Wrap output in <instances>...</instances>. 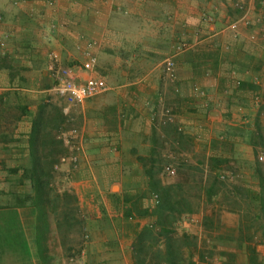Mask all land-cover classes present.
<instances>
[{"label":"crops","instance_id":"crops-1","mask_svg":"<svg viewBox=\"0 0 264 264\" xmlns=\"http://www.w3.org/2000/svg\"><path fill=\"white\" fill-rule=\"evenodd\" d=\"M254 2L47 0V102L64 106L50 90L52 61L73 66L78 81L99 77L109 85L71 108L60 132L61 138L72 133L81 147L67 191L88 233L87 264H133L134 232L144 223L134 213L124 217L123 198L146 188V166L138 158L176 157L180 141L193 145L195 135L206 131L204 118L231 124L221 112L225 95L240 89L239 81L264 89V24ZM0 16V212L11 213L10 221L36 253L35 208L4 207L9 191L31 193L28 181L13 180L21 169L16 177L9 170L26 162L31 120L45 102V0H0ZM230 22L235 32L227 29ZM177 45L186 48L174 53ZM171 54L175 80L163 70ZM92 57L95 64L88 67ZM135 178L140 191L130 187ZM48 215L47 237L54 228ZM247 255L244 250L241 264H248Z\"/></svg>","mask_w":264,"mask_h":264},{"label":"trees","instance_id":"trees-1","mask_svg":"<svg viewBox=\"0 0 264 264\" xmlns=\"http://www.w3.org/2000/svg\"><path fill=\"white\" fill-rule=\"evenodd\" d=\"M255 8L260 12L261 19L264 24V0H255ZM52 86V85H51ZM238 87L233 91L234 95L238 92L250 91L258 93L260 89L249 81H239ZM264 97V95H263ZM264 112V103L259 105L256 114L255 129L249 131L247 144L251 146L254 155L257 148L264 151V130L260 127V116ZM66 115L62 109L50 101L47 102V220L49 218L48 211H55L59 200H64L63 218H72V211L69 204L70 200L76 202L75 196L67 191L58 192L52 187L53 173L57 171L56 164L59 158L64 155L67 150L63 140L60 137L62 125L65 123ZM28 156L25 163L20 167L12 168L9 171L11 175L16 177L17 171L21 169V174L14 178V182L23 184L28 181L31 193L9 191L8 203L4 208L11 209L13 207L32 206L37 214V231H36V253L35 256L40 264H45V102L40 104L36 109L32 120L31 129L27 135ZM146 169L144 176L146 178V188L142 193L130 196L126 195L123 200L128 203L123 210L124 217L128 218L133 213L140 217H150L152 221L143 224L134 232L132 242V261L133 264H202L206 258L205 242L211 251H207L213 255L215 244L225 245L235 244V248H245L248 264H258L260 257L257 254L253 241L260 232V241L264 242V170L263 164L258 162L255 156L251 167L258 179L256 188L242 185L236 186L237 195L245 200L247 208L229 209L231 212H237L240 216L234 231L236 234L222 235L219 231L220 215L222 208L212 211V215H203L201 220L202 228L205 232H209L218 228L216 234L212 237L203 239L199 243L195 235L185 231L178 232L177 226L183 220V217L194 212L192 200L185 194L183 185L179 183L165 184L161 181L158 171L154 166V160L151 158H138ZM222 161L218 157L211 156L208 158V171L212 174V180L204 189V198L208 203L214 201L217 197L218 190L216 188L221 181V173L218 164ZM147 162H150L149 164ZM60 171V169H59ZM10 175V176H11ZM68 179H73V174L67 175ZM66 177V178H67ZM9 182V178L7 179ZM11 182V181H10ZM234 197L235 196H228ZM144 199L146 203L139 205V201ZM58 202V203H57ZM237 204V201H233ZM217 204H220L217 202ZM76 208V207H75ZM11 213L0 212V243L2 247L13 245L20 248L22 252L27 254L26 242L18 232L16 224L10 221ZM57 222V219H55ZM48 222V221H47ZM48 225V223H47ZM246 245H243L245 244ZM207 245V243H205ZM256 244V243H255ZM210 245V246H209ZM1 246V244H0ZM26 250V251H24ZM209 250V249H208ZM218 254L228 255L230 261L234 260L235 253L227 252L222 247L217 251ZM221 256V255H220ZM212 257V256H211ZM228 261V262H230ZM49 258L47 257V264Z\"/></svg>","mask_w":264,"mask_h":264},{"label":"rangeland","instance_id":"rangeland-1","mask_svg":"<svg viewBox=\"0 0 264 264\" xmlns=\"http://www.w3.org/2000/svg\"><path fill=\"white\" fill-rule=\"evenodd\" d=\"M253 36L255 35L253 34ZM262 45L264 46V41ZM248 49L252 50L250 44H248ZM198 93L200 96H198V100L200 101L202 97L200 92ZM263 95L264 89H260L258 93L242 91L238 92L237 95H234L233 92H228L224 97L226 108L222 109L221 116H224V112H226V115L233 119L231 120V124H223L216 120L204 118L200 123L203 122L201 129L205 128L206 131L198 132L195 135L197 139L195 144L191 145L189 142L182 140L178 143L179 155L176 157L151 158L154 160V166L156 171H158L161 181L165 184L179 183L183 185L185 194L192 200L194 212L183 217V220L177 226V231H185L195 235L199 243L203 242L204 238L207 239L209 237L208 233L213 237L218 231V228H215L214 230L205 232L202 228L201 220L205 214L212 215V211L218 210L220 205H222V208L219 211L220 225L218 232L222 235L236 234L234 229L240 215L237 212H231L229 209L241 208L245 210L247 206L245 200L237 195L235 187H241L242 185L252 188L257 187L258 179L254 174L251 164L256 156L258 162L263 164L262 169L264 170V151L257 148V153L254 155L246 139L249 131L255 129V118L261 104L255 102V97L262 98ZM219 110L221 111V109ZM198 114L200 115V112ZM259 124L264 130V112L261 113ZM211 156L222 159L218 164L222 179L216 186L218 190L217 197L213 198L214 201L212 203H208L204 198V189L212 180V174L207 168L209 164L208 158ZM259 156L262 157L261 160L258 158ZM147 163L149 164L150 162ZM169 167L174 169L173 175L167 174L166 169ZM75 170L64 169L55 171L53 173L52 187L58 192L70 190V186L68 185L70 179H68L67 175L72 174ZM137 184L138 180L135 178L130 183V187H135L136 191H140L137 188ZM114 189L116 190L117 186H114ZM228 196H235L236 198ZM233 201H237V204H234ZM64 202V200H59L55 211L52 213L54 228L47 237L48 264H87L86 259L81 257L84 242L88 239L85 237L88 233L83 230V219L78 209L75 208V202L71 199L69 207L70 209H74L72 211V218L70 217L67 218L68 220H65L63 218ZM217 202L220 204H217ZM137 218L142 219L144 224L152 221L150 217L140 218L137 216ZM55 219H57V222ZM205 243H201L205 245L206 252V258L202 264H220L223 261H230L228 255L218 254L217 251H219L220 247L227 252L233 251L235 253L234 260L230 261L231 264H241L243 261H246L244 256L245 248L238 249L235 248V244L226 243L225 245H219L216 242L212 250L213 255H211L207 253V251H211L210 247L207 248L208 242ZM0 244V264H40L35 253H31L28 248L26 249L27 254H25L18 247L13 248V245H6L3 248L2 243ZM243 245H246V243ZM253 245L263 260L264 242L260 241L259 231L253 241Z\"/></svg>","mask_w":264,"mask_h":264},{"label":"built area","instance_id":"built-area-1","mask_svg":"<svg viewBox=\"0 0 264 264\" xmlns=\"http://www.w3.org/2000/svg\"><path fill=\"white\" fill-rule=\"evenodd\" d=\"M1 18V16H0ZM205 20L212 22V15H205ZM227 29L231 32L236 31V23L230 22L227 25ZM186 48V45H177L174 47V53L180 52ZM95 64V58L92 57L87 63L88 67H92ZM48 70L54 78V82L50 87L51 92L58 97L60 101L64 102L62 107V112L67 115L71 108L76 107L82 104L85 100L101 95L108 91L109 85L99 77H90L84 81L76 80L75 70L73 66L60 67L56 66L55 62L52 61ZM163 70L165 75L170 80H175L176 70H175V61L174 54H171L164 58L163 60ZM256 103H264V97H255ZM64 146L67 148V152L62 155L58 163L56 164V169L61 165H66L67 170H75L79 166V153L81 150L80 144L76 142L75 138L72 136V133H65L62 136ZM260 160L261 156L258 157ZM167 174L173 175L174 169L169 167L166 169ZM87 237V235H85ZM81 257L84 258V251H81ZM72 260V259H71Z\"/></svg>","mask_w":264,"mask_h":264}]
</instances>
